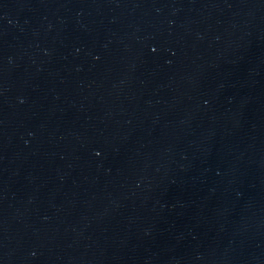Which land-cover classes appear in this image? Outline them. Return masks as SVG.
I'll list each match as a JSON object with an SVG mask.
<instances>
[{"label": "water", "instance_id": "water-1", "mask_svg": "<svg viewBox=\"0 0 264 264\" xmlns=\"http://www.w3.org/2000/svg\"><path fill=\"white\" fill-rule=\"evenodd\" d=\"M0 264H264V0H0Z\"/></svg>", "mask_w": 264, "mask_h": 264}]
</instances>
